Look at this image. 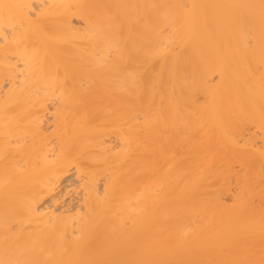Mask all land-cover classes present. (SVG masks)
Returning a JSON list of instances; mask_svg holds the SVG:
<instances>
[{"label":"bare ground","instance_id":"1","mask_svg":"<svg viewBox=\"0 0 264 264\" xmlns=\"http://www.w3.org/2000/svg\"><path fill=\"white\" fill-rule=\"evenodd\" d=\"M0 264H264V0H0Z\"/></svg>","mask_w":264,"mask_h":264}]
</instances>
